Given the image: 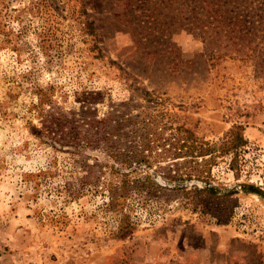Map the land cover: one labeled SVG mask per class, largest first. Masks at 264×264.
Here are the masks:
<instances>
[{"label":"rangeland","instance_id":"rangeland-1","mask_svg":"<svg viewBox=\"0 0 264 264\" xmlns=\"http://www.w3.org/2000/svg\"><path fill=\"white\" fill-rule=\"evenodd\" d=\"M148 107L167 140L185 125L214 145L244 125L238 176L219 158L211 181L264 192V0H0V264H264L260 195L231 196L223 223L138 189L203 184L166 181L162 149L130 167ZM124 174L140 183L121 238L109 188Z\"/></svg>","mask_w":264,"mask_h":264},{"label":"trees","instance_id":"trees-1","mask_svg":"<svg viewBox=\"0 0 264 264\" xmlns=\"http://www.w3.org/2000/svg\"><path fill=\"white\" fill-rule=\"evenodd\" d=\"M252 57L253 56H250V58ZM165 116H167V114L161 110L148 107L141 111L140 116L137 115L130 119V121L136 119L138 121L139 118H141L137 125H141L140 131L144 135V137L142 136L144 138V148L139 151L140 153H136L137 151L134 152L133 149H131L132 157L129 160L130 167L134 166L133 164H135L134 162L136 161H144L148 167H152L151 159L153 153L155 152V154H157L158 152H156V150L159 151L162 149L156 157L157 161L159 159H170L173 162V164L168 167L169 171L164 174L166 181L168 180L180 184L184 181L191 182L193 179H198L203 184L197 186L187 185L165 188L155 181H152L150 176H147L146 181L140 184V187L137 186L139 187L138 189H146L147 197L150 198L156 195L158 190H169L171 193H182L189 201L192 200L197 203L198 206H203L205 210L208 209L210 212L214 213V215H216L215 211H224V215L222 216L225 217L222 218L224 219L222 220L223 223L228 221V211L236 204L235 199H230L234 194L243 191L246 194H258L264 198V192L254 185H243L242 190L238 189V187L223 189L222 186L214 185L211 181V167L217 163L219 158L230 157L229 167L234 174L238 176L240 171L241 152L249 143L244 135L246 129L244 125L234 124L219 144H201L194 133L185 125L175 127V134L171 139L167 140L162 138L159 131H164L160 125L164 122L163 119ZM154 136L156 139L152 140L151 138ZM173 139L174 143H172ZM72 153L77 154V152ZM180 161L183 162L182 164L185 166V170H181L179 167L175 169L174 163L176 166H179L177 163ZM134 171L141 172L136 167L129 169L130 173ZM117 173L120 174L119 172ZM124 175V178H121L120 182L110 183L109 188L111 193V204L123 216L118 230L121 238H125L134 229L130 222L129 214L125 213L127 200L132 195L129 186L133 183H140L132 181L131 175ZM147 183L151 185L148 187L146 186Z\"/></svg>","mask_w":264,"mask_h":264}]
</instances>
